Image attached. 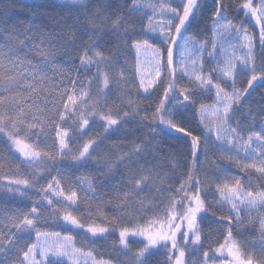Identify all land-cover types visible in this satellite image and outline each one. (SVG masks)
<instances>
[{"label": "snow or ice", "instance_id": "obj_1", "mask_svg": "<svg viewBox=\"0 0 264 264\" xmlns=\"http://www.w3.org/2000/svg\"><path fill=\"white\" fill-rule=\"evenodd\" d=\"M49 2L60 6L55 0ZM212 3L211 28H204L211 31V38L201 41L190 30L194 21L199 26L208 8L204 0H62L63 7L75 14L72 23L65 21L63 26L88 35L78 46L83 49L78 66L53 65L61 75L69 73L71 83L63 87L46 72L61 46L54 43L52 33L34 22L42 10L47 14V4L34 0L28 5L32 19L23 30L5 19L7 27H0V144L6 147L0 149V159L13 150L21 159L14 165V178L0 184V200L18 197L31 201V207L0 218V264H114L94 255V243L78 247L75 236L90 234L89 241H107L117 231L119 239L112 241L111 251L124 259L115 264H146L161 249L166 252V264H190L189 255L200 256L205 247L202 259H193L191 264H264V122L246 138L238 121L233 126L245 93L255 81L264 82V62L256 64V38L244 21L235 24L229 19L225 0ZM238 9L259 26V46L264 51V0H243ZM136 15L139 23L133 18ZM143 17H147L146 24ZM105 29L116 37L108 54L99 43ZM238 47L246 52L238 54ZM64 54L71 60L70 51ZM133 54L138 92L142 90L147 108L127 91L125 73L132 70ZM121 57L123 64L114 75ZM239 72L252 73L243 90L236 86ZM113 85L129 111L114 110L109 103ZM161 86L163 94L149 116L154 103L149 98ZM209 94H214L212 102L204 103L201 98ZM190 108L199 117L195 131L186 126L181 112ZM208 113H212L210 119ZM137 117L142 125L158 121L169 130L168 135L183 134L177 139L184 140L191 162L178 186L165 187L166 177L154 176L140 164L142 156L157 150L152 141L134 145L116 160L110 154L94 155L102 139ZM97 122L104 131L89 135ZM151 131L155 134L156 130ZM209 150L216 153L211 161ZM204 164L214 169L212 176L205 172L201 178ZM228 165L243 176L233 175ZM23 166L26 172H21ZM121 166L125 170L116 180ZM179 166V161L172 162L173 169ZM85 167L95 169L91 178L75 174ZM98 185L107 190L100 191ZM146 187L155 195L140 197ZM81 204L92 222L86 224L84 214L78 212ZM109 206L112 213L105 211ZM210 222L218 227L209 228L205 235L203 225ZM19 233L29 237L34 233L35 240L21 242ZM206 240L211 241L207 246ZM133 242L142 247L134 251Z\"/></svg>", "mask_w": 264, "mask_h": 264}, {"label": "trees", "instance_id": "obj_2", "mask_svg": "<svg viewBox=\"0 0 264 264\" xmlns=\"http://www.w3.org/2000/svg\"><path fill=\"white\" fill-rule=\"evenodd\" d=\"M256 0H254L255 2ZM34 0H0V27H7L5 25L4 21L7 19L8 25H11L13 23L17 24V27L20 30H23L24 23H27L29 20L32 19V12L29 10L28 5L33 3ZM42 4H47V14L44 13L42 10L41 13L37 16L36 20L34 21L38 25L43 26V30L46 32H50L54 36V43L61 46L60 52L57 54L56 59L52 62V64H49L46 67L47 75L52 78L53 83L59 84L61 87L67 83L70 85L71 81L68 79L69 73L66 71L63 75L59 71H57L53 65H58L61 68L69 69L72 64L79 65V54L82 53L83 49L79 48L78 46L82 43L83 40L88 39L87 34H82L80 32L75 31L72 28H65L64 22L66 21L68 24H71L74 19V13L70 14L69 10L65 7H63L62 0H55V4L60 5L59 7H53L52 4L49 2V0H40ZM103 2V0H102ZM110 2L115 3L116 0H110ZM175 2V0H174ZM243 0H225V3L228 4L229 12L228 16L229 19L233 20V23L238 24L242 20H245V15L242 10L238 9V5L242 3ZM204 3L208 5L207 10L203 13L202 18L200 19L199 26L197 27L196 22L193 23V32L196 33H203L204 35H209L210 30L205 32L204 28L205 25L210 29L212 21L209 19V14L214 8V4L212 3V0H204ZM11 5V6H10ZM111 11V9H109ZM137 23L140 21V16L136 15L133 17ZM114 19V17H113ZM57 21H60L58 24ZM23 22V23H22ZM143 22L147 23V17H143ZM100 35L103 37L99 43L101 44L102 48L105 50V54H108L111 52L112 48L115 46L116 43V37L111 32L110 29H105L103 32H100ZM74 39V43H73ZM65 51L71 52V60H69V57L65 56ZM36 60H39V57H35ZM124 58L121 57L120 61L117 63L116 68L114 70V75H118L120 65L123 64ZM257 65L264 62V51L261 49L257 52L256 57ZM130 63L132 65L131 72H126L125 77L128 80L127 85V91L128 94L131 95V97L136 100L137 102H142L141 107L147 108L148 107V101L144 100L143 94L141 93V90L138 92V80L135 77V58L134 54L130 58ZM71 75H74V72L71 73ZM90 75V73L88 74ZM249 76L244 77V82L247 84ZM81 80L85 79V73L83 70H81ZM258 86L264 89V82H258ZM246 86V85H245ZM248 86V84H247ZM114 92L111 94V100L109 103L113 106V109L121 108L124 111H129L126 102L121 103V100L118 98L115 92V85ZM96 86H92V92L95 94ZM163 94V88L162 86L160 88H157L155 91V94L151 96L149 99L154 101L152 108L149 109V116H151V112L154 110L156 104L159 103V97ZM182 99V97L180 98ZM204 103L210 102V95L207 99H203ZM140 115H144L143 111L140 113ZM187 118V124L186 126L191 128L194 131V124L197 120V115L195 114V109L190 108L187 110L186 114H183ZM146 125V126H144ZM155 128V134L152 133L151 129ZM104 131L103 126L101 123L97 122L95 126L91 129V132L89 135L96 136L98 133H102ZM168 129L164 126L159 124V122H155L154 124L150 123L149 121H144L143 125L140 122L139 117H137L135 120H129L127 123L123 124L117 131L111 133L107 139H102V142L100 143L99 147L97 148L96 153L94 155H101L104 154H110L113 160H116V158L121 155L122 153L130 152L133 150L134 145H139L144 143L146 140L152 141L154 144L158 145V148L156 151H149L144 156L140 158V164H142L145 168L151 169L153 171V175L155 176L156 173H159L160 177H166L167 184H171L173 187L178 186L181 179L184 178V176L181 175V173H184L186 176L187 172V164L191 162V155L190 151L187 149V145L185 144L183 139H177L178 136L182 137L183 134H177L174 131L171 135H168ZM55 137V131H52L51 138L54 139ZM83 143V140H81V144ZM5 145L0 144V149H5ZM215 159L216 154L209 150L208 152V158ZM21 158L15 155L13 152H5L4 158L0 159V184H6L9 179L14 178V173L16 172L15 169V163H19V160ZM136 157H133V160H135ZM200 160L204 161L205 157L202 153L200 156ZM173 161H179L180 166L178 168L173 169L172 162ZM221 163H223L221 161ZM228 167L231 169V173H234V175H241L239 169L228 165ZM124 166H121L116 170L115 179L118 180L120 178V174L124 172ZM137 170H139V165L137 166ZM27 166H23L21 169V172H26ZM95 169L91 167H85L79 170H76V175H84L89 178L92 177ZM206 172L205 164L202 168H200V174L201 178H203V173ZM51 177H49L50 179ZM246 180L248 177H244ZM253 182H256L255 174L253 173L252 176ZM46 184L47 181H44ZM214 187V186H213ZM86 188V185H85ZM98 188L100 191H106L107 189L102 186L98 185ZM33 196H36L37 193L35 191L32 192ZM140 197L143 196H153L155 195L154 191L150 188H145L144 192L139 194ZM210 200L212 199L211 194H209L208 197ZM105 200L109 199V196L104 197ZM31 207V201L23 200L21 198H8L5 197L3 200H0V218H3L5 214L13 213L16 209L19 208H30ZM42 211H47V209H42ZM105 211L112 213L113 209L111 206L107 207ZM78 212L84 214V220L85 223L92 222L88 219L87 214L85 213L84 205L81 204V207L78 209ZM219 214V213H218ZM243 215V213H242ZM98 222V221H97ZM226 224V222H225ZM217 223L210 222L205 223L203 225V230L205 235H207L209 228L212 230L217 229ZM5 231L8 229L5 228ZM51 230H59V229H51ZM14 231V229H13ZM81 233H83L85 230L81 229L79 230ZM255 232V230H253ZM226 234V232H225ZM21 237V242L28 241L29 243L34 241L35 234L33 233L30 237L25 233H19L18 234ZM90 234L85 235H79L77 234L75 236L76 244L78 247L82 245H88L94 243L95 247L97 248V251L94 253V255L97 256L98 259H111L113 260L114 264L116 260H123L124 257L122 255H119L117 253H113L111 251L112 249V241H118L119 234L118 231L114 233L113 235L109 236L107 241L99 240V241H89L87 239V236ZM249 239V242L251 243L252 240L250 237H247ZM260 240L259 235H255V241ZM220 241L223 242V236H220ZM210 240H206V246L208 243H210ZM216 245H213L215 247ZM131 247L135 251L139 247H142V244H137L135 242L132 243ZM26 250V249H25ZM87 250V249H86ZM206 250L205 248H202L200 250V256H197L196 253H191L189 255V262L191 264V261L193 259L199 261L202 259V253ZM22 258V257H21ZM167 261V255L164 249H161L159 251H154L147 259L146 264H166Z\"/></svg>", "mask_w": 264, "mask_h": 264}, {"label": "rangeland", "instance_id": "obj_3", "mask_svg": "<svg viewBox=\"0 0 264 264\" xmlns=\"http://www.w3.org/2000/svg\"><path fill=\"white\" fill-rule=\"evenodd\" d=\"M258 3V0L255 1ZM244 26L247 27L248 31L250 34L254 35L256 38V46L254 48V53H255V61L257 57V52L260 50L259 46V26L256 24L255 20H252L251 17H244ZM159 19V17L157 18ZM211 28V27H210ZM209 35H204L203 33L199 32H193V30H190V34L195 36L198 40H204L205 38H208L210 40L211 38V31L209 32ZM233 44H238L237 41H232ZM238 54H243L246 52V50L237 48ZM207 54L205 53V56ZM257 64V61H256ZM207 71V66L206 69ZM252 73H244V72H239L236 75V86L238 89L243 90L244 88L248 87L247 84L244 82V77L251 76ZM138 84H139V79ZM258 82L261 81H255L254 82V87L249 89V93H245L246 99L244 100L243 104L239 106L238 110L236 111L234 115V120H233V126H236V122H239V126L241 129H243L242 134L247 137V133L252 130H259L261 123L264 122V89L261 88L260 86L257 85ZM246 85V86H245ZM229 88H231V83L228 85ZM141 93L143 94L142 90ZM210 95V104L212 102V98L214 94H209ZM183 114H186L187 111L181 110ZM212 117V113L207 114V119H210ZM254 118V119H253ZM199 123V117H197V120L193 126L194 131L196 130L197 126ZM213 151V150H212ZM15 155L19 157L18 153H15L14 150L12 151ZM214 152V151H213ZM215 153V152H214ZM216 154V153H215ZM212 158L209 157V161H211ZM205 169L206 173L208 176H212L214 174V169L209 166V164H205ZM234 175V173H232ZM237 175V174H236ZM35 240V238H34ZM257 242H259L257 240ZM39 259V257H37ZM67 264V262H66Z\"/></svg>", "mask_w": 264, "mask_h": 264}]
</instances>
